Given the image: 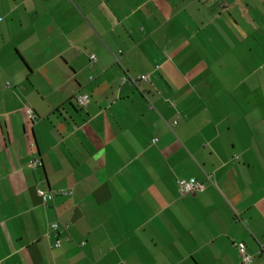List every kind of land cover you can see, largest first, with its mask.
<instances>
[{
  "label": "crops",
  "instance_id": "0c3cea01",
  "mask_svg": "<svg viewBox=\"0 0 264 264\" xmlns=\"http://www.w3.org/2000/svg\"><path fill=\"white\" fill-rule=\"evenodd\" d=\"M243 255L264 264V0H0V264Z\"/></svg>",
  "mask_w": 264,
  "mask_h": 264
},
{
  "label": "built area",
  "instance_id": "2783aa9c",
  "mask_svg": "<svg viewBox=\"0 0 264 264\" xmlns=\"http://www.w3.org/2000/svg\"><path fill=\"white\" fill-rule=\"evenodd\" d=\"M91 60L95 61L96 56L91 55ZM148 75H143L139 79L134 80L132 79L131 81L139 86L141 81H146L148 80ZM77 101L80 106H87L90 103L89 95L88 94H81L77 96ZM28 114L30 118L34 119L36 118V115L34 114L33 110L29 109ZM157 141V139L154 140V143ZM32 164L34 166H37L38 161L33 160ZM205 190V185L197 180L191 179V180H180L179 181V191L181 196L187 195V194H193V193H198V192H203ZM39 196L42 198L44 203H47V201L51 198V194L48 192H45L43 190H38ZM52 229L54 231H57L59 229V225L57 223L52 224ZM61 245L60 240H57L55 242V246L59 247ZM243 246H240V250L243 251ZM253 260L252 257L249 255H243V264H252Z\"/></svg>",
  "mask_w": 264,
  "mask_h": 264
}]
</instances>
